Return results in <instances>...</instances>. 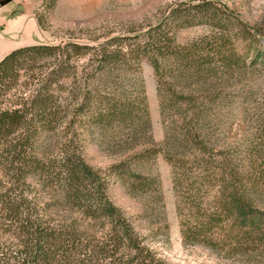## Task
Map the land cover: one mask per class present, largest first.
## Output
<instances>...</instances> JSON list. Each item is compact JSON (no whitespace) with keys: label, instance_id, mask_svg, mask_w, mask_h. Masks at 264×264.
Masks as SVG:
<instances>
[{"label":"trees","instance_id":"16d2710c","mask_svg":"<svg viewBox=\"0 0 264 264\" xmlns=\"http://www.w3.org/2000/svg\"><path fill=\"white\" fill-rule=\"evenodd\" d=\"M225 9L210 0L177 3L133 35L96 45H25L0 59V264H76L83 231L46 221L62 209L102 223V246L91 253L108 259L105 264H166L107 198L103 175L82 158L77 135L89 128L128 130L123 144L131 146L129 153L108 167L107 176L121 180L130 195L147 193L152 203L161 201L158 180L140 172L162 153L172 168L184 246L229 252L264 240V112L254 131L261 147L244 162L216 149L206 130L210 105L223 92L217 82L246 67L233 33L241 40L264 35V14L251 26ZM198 25L208 33L177 43L179 30ZM147 56L154 60L165 124L158 149L134 76ZM57 133L64 138L49 157L42 147ZM50 194L57 201L45 200ZM159 236L168 238L163 222L151 231Z\"/></svg>","mask_w":264,"mask_h":264},{"label":"rangeland","instance_id":"374dc122","mask_svg":"<svg viewBox=\"0 0 264 264\" xmlns=\"http://www.w3.org/2000/svg\"><path fill=\"white\" fill-rule=\"evenodd\" d=\"M202 0H0V59L10 50L31 44H57L71 40L96 45L107 38L133 35L155 24L165 11L177 3ZM226 11L238 15L253 26L264 14V0H210ZM208 27H187L176 33L181 45L195 41L208 33ZM233 46L246 67L235 68L217 82L223 92L206 118L208 139L219 150H225L238 163L251 158L261 146L255 141L257 117L264 112V35L241 40L233 33ZM259 53V55H257ZM256 56L259 59L249 65ZM82 59L79 63H83ZM151 56L143 58L134 72L144 91L156 149L164 136L159 114V100ZM167 124V122H166ZM128 130L89 128L77 139L84 161L105 178L106 195L111 203L132 223L137 235L166 264H264V240L255 241L240 251L213 252L201 246H184L181 240L176 197L172 189V168L162 153L146 161L141 174L158 180L161 201L152 203L147 193L130 195L121 180L107 176L108 167L128 155L130 145H124ZM55 134L42 147L49 157L56 155V144L63 140ZM46 145V146H45ZM47 147V148H46ZM252 152V153H251ZM47 201H57L45 195ZM50 226L79 228L78 242L82 254L76 264H105L101 256L91 253L102 246V223L86 222L76 213L64 209L49 214ZM167 227L168 238L151 237L159 224Z\"/></svg>","mask_w":264,"mask_h":264}]
</instances>
